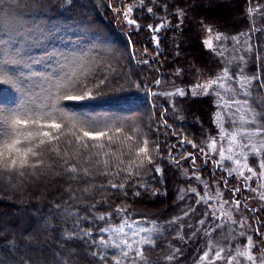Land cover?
I'll return each instance as SVG.
<instances>
[{
	"label": "trees",
	"instance_id": "trees-1",
	"mask_svg": "<svg viewBox=\"0 0 264 264\" xmlns=\"http://www.w3.org/2000/svg\"><path fill=\"white\" fill-rule=\"evenodd\" d=\"M234 1L239 5V12L228 15V19L236 18L234 22L232 19L226 22L222 20L225 11L219 6L213 5V13L194 7L193 17L192 11H187L180 0H144L142 5L140 0H72L71 4L66 0H41L45 5L43 9L33 7L31 0H0L2 6L11 5L13 16L23 24L22 29L12 33V40L0 59V67L18 78L20 90L1 85L0 99L12 102L14 93L20 98L26 91L39 101L51 82L72 74L82 79V74L86 73L96 82L106 78L105 94L80 102L71 110L80 115L113 117L124 129L122 133H115L111 142L106 137L89 141L92 146L86 150L71 137L67 138L71 143L62 138L58 154L46 153L44 164L34 172L29 169L24 177H0V198L15 197L16 201H26L31 206L37 196L43 194L46 201L39 207L40 211L36 207L23 216L26 223L29 222L27 230L13 227L14 224L0 215V232L1 227L8 229L7 234L0 235V261L21 264V260L27 258L29 264H54V256L71 250L74 264H116L117 258L121 264H133V261L135 264H164V251L172 244L182 250L177 256L181 264H197L205 248L195 232L190 236L182 232L179 222L202 218L189 214L177 221L174 219L190 213L192 198L198 200L195 187L187 186L185 178L195 181V174L200 171L206 176L209 174L214 183L215 180L207 165L193 164L188 155L194 150L191 142L202 137L199 127L193 126V117L200 122V116L197 113L190 116V111L195 109L189 101L184 106V114L179 112L174 99L172 105L168 104L155 91L159 90L156 81L170 83L173 87L170 92L174 94L181 92L177 87L184 88L188 98L185 83L174 76L173 69L177 63L184 64L188 59L191 67L186 68L191 76L192 70H200L203 64L210 63L203 58L218 63L205 46L206 35L218 32L248 38V47L255 54L253 65L260 76L259 89L264 95V14L262 9L249 14L250 8L262 6L264 0ZM109 3L117 7L123 4L125 11L132 6L129 17L135 19L136 24L129 25L123 13L115 12L108 7ZM149 8L153 9L151 13ZM77 11L85 15L77 18ZM87 11H91L90 14ZM79 34L81 40L72 42V37ZM247 52L251 56L248 48ZM13 58L18 59L20 65L4 63ZM138 83L146 85L154 95L144 88L138 90ZM121 85L125 91L111 92ZM7 89H12L13 93ZM201 104L207 109L208 103L201 101ZM209 109L204 112L206 129L212 128ZM145 138L149 142L151 164L142 154H136V149L144 146ZM157 144L159 149L155 147ZM65 159L78 169L87 168V174L82 170L68 173L67 165L63 164ZM178 169L182 177L177 174ZM112 183L124 187L112 188ZM218 183L229 193L230 201L235 203L238 199L241 207L247 205L254 242L264 239V206L252 207L245 203V192L242 198L237 192L234 194L235 186H225L223 177ZM175 184L179 192L174 200ZM146 198L160 207L142 203ZM172 206L185 208L165 218L163 209ZM121 209L126 210V214L118 211ZM102 215L104 220L99 219ZM146 220L151 224L144 227ZM40 226L44 228L39 232ZM133 227L147 231L140 234L132 231ZM125 240L131 244V249H125L127 257L121 255L124 248L121 242ZM9 241H15L17 247L10 248ZM116 244L121 248L115 247ZM260 245L264 250V241ZM137 249H143L142 257L136 255ZM261 251L256 244L251 248L252 255L260 252L261 256Z\"/></svg>",
	"mask_w": 264,
	"mask_h": 264
},
{
	"label": "rangeland",
	"instance_id": "rangeland-1",
	"mask_svg": "<svg viewBox=\"0 0 264 264\" xmlns=\"http://www.w3.org/2000/svg\"><path fill=\"white\" fill-rule=\"evenodd\" d=\"M180 1V4L187 11H192L193 17L194 7L195 9L201 8V10L212 12L215 10L214 6H219V8L225 11L222 20L226 22L232 19V17L228 19V15L231 16V14L233 15L239 12V5L234 0ZM250 9L253 10L251 12L249 10L250 15H253L259 9H262L264 14V4L260 7ZM90 12L87 11V14H90ZM77 13V18L84 14L80 11H77ZM203 14L205 13L203 12ZM203 14L198 15L201 17ZM235 19L233 18L232 22ZM237 28L238 26L235 25V29ZM81 37L82 35L80 34L72 37V42L80 41ZM205 41L211 42V48L206 46V44L205 46L217 58L218 63L212 62L211 58H203V61L206 63L210 62L211 64H200L202 65L200 70H192L191 76H188L186 68L191 65L188 59L185 60L184 64H181V62L177 63L178 66L173 69L174 76L185 83L183 87H187L188 98H186L184 88L177 87L183 92V95H181V92L177 94L172 93L173 87L170 83L168 85L161 83L158 86L159 90H155L170 105H172L174 99L179 112L182 114L186 113L184 106L188 104V101L192 104L191 106L195 111H190V116L195 113L200 116V122H198L196 117H193V120H195L193 126L199 127L202 137L197 142H191L192 147L193 144L196 145L195 148L193 147L194 150L191 154L196 157V165H202V167L207 165L206 167L211 170L212 175L214 173L213 178L215 183L211 181L212 179L207 174V171V176L200 171L196 172L195 181L192 178H185L187 186L193 185L195 187V194L198 200L192 198L193 203L190 213H187V215L185 213L181 214L174 220L177 221L178 219L185 218L189 214H194L196 218L205 220L204 224L199 223L200 220L192 221L190 219H183L179 222V224L181 223L182 232L188 236L195 232V236L202 241L201 246H204L205 251L209 252L208 259L204 260L202 264H230V262L231 264H252L245 256H241L238 253L250 251L251 254V249L249 250L248 248L249 237L252 238L253 245L256 244L261 251L262 247L260 244L264 239L261 238L259 242H254L253 232L249 229L251 212L245 206H239L237 209L235 203L230 201L229 193L220 186L218 181L223 177L224 181H227V185L229 184L230 186L239 188L240 191L237 194L241 198L243 192H245L243 200L250 206H264V199H262L264 197V169L259 167L261 159H264V135H255L253 133L256 127H264V120L261 119L264 116V95L259 89L260 76L257 74L253 65L255 59L253 49L251 50V56L248 55V38L246 36L242 38L236 35L227 36L226 34L215 32L207 34ZM4 49H0V59L4 55ZM146 55L149 54L146 53ZM7 91L13 93L12 89H7ZM169 93L171 95H168ZM12 97V102H7L8 104H14L19 100L16 93ZM201 101L208 103L207 109L206 107L203 108L202 104L200 105ZM0 102L3 101L0 99ZM208 109L210 111L209 122L212 127L211 129H206V125L204 124V112L208 111ZM197 115L195 114V116ZM253 116H256V123L252 122ZM201 148L204 149L203 152L200 151ZM205 153L208 154L207 160ZM237 160H239V164L236 163ZM248 167L253 168L255 174L249 172ZM233 169L234 171L230 175L229 171ZM177 171V174L182 177L180 169ZM172 173L174 174L173 179L175 180L176 172L173 171ZM248 177H251V179H246ZM167 181L168 179L165 180L166 184L168 183ZM205 184L208 185L207 188H205ZM168 185L166 187L169 193L170 188ZM175 186L177 185L175 184ZM175 191L174 200L177 199V193L179 192L178 186ZM197 201L200 202L197 203ZM35 202L34 205L30 206L29 202H18L15 197L3 196L0 198V215L11 225L14 224L13 227L20 230H27L29 222L26 223L23 216L28 211L35 210L36 207L40 211V208L46 202L43 194L39 197L37 196ZM145 202H148L150 206L160 207L157 202H150L147 198L142 201V203ZM184 208V206H179L174 209L172 206L169 209L164 208L162 213L167 218L169 215L178 214ZM206 212L210 213L207 217L204 215ZM246 212L248 213L246 214ZM211 214H214V216ZM150 224L151 222L146 220L144 227ZM43 228V226H40L38 231L40 232ZM133 228L132 231L140 234L147 231L145 228H143V231L138 227ZM7 233L8 229L5 228L3 230L1 227L0 235ZM197 242L200 241L197 240ZM176 249L178 247L172 244L166 246L162 260L164 264H181L180 257H177L178 252ZM221 249H223L221 252L222 258L216 259L215 252ZM171 256H175L176 259H169ZM253 256L256 258L257 264H259L261 258L260 252L253 254ZM201 257L198 262L201 261Z\"/></svg>",
	"mask_w": 264,
	"mask_h": 264
},
{
	"label": "snow or ice",
	"instance_id": "snow-or-ice-1",
	"mask_svg": "<svg viewBox=\"0 0 264 264\" xmlns=\"http://www.w3.org/2000/svg\"><path fill=\"white\" fill-rule=\"evenodd\" d=\"M66 3L71 4L72 0H66ZM140 3L142 5L144 0H140ZM31 4L37 9H43L45 7V5L41 3V0H31ZM108 7L113 8L117 13H123L129 25L136 24V20L129 17V14L133 11L132 6H129L126 11L124 10L123 4L117 7L109 3ZM152 11V8L148 9V12L151 13ZM251 11L253 10L250 9V12ZM182 14L181 10V15ZM149 27L151 28L152 25H149ZM22 28L23 24L20 22L19 18L13 16L11 5L7 7L0 5V49L6 48L12 40V33L18 32ZM156 30L158 31L159 29L157 28ZM205 44L210 48L212 47L210 41H205ZM248 51H251L250 46L248 47ZM16 55L19 56V53H16ZM4 63L13 66L20 65V61L15 58L4 61ZM82 75V79L72 74L51 82L49 87L43 90L44 95L39 101L33 94L25 91L20 94V98L15 104L9 105L0 102V177H5L7 179H10L13 175L24 177L29 169L34 172L35 169L44 164L43 158L46 153L58 154V145L62 138L71 143L72 141L67 140L68 137H71L77 145L82 146V148L86 150L92 146L88 143L89 141L106 137L107 140L111 142L114 139L115 133H122L124 131L121 122L113 117H95L89 116L86 113L80 115L71 110L80 102L96 99L98 96L104 95L105 89L107 88L106 78L99 79V82H96L95 78L90 79L86 73ZM159 83L160 81L157 80L156 84L159 85ZM0 85H9L18 92L20 90L18 78H14L2 67H0ZM136 88L138 90L144 88L149 94L154 95L146 85L138 83ZM123 91H125V88L122 85L118 88L111 89L113 93H120ZM168 95L171 94L169 93ZM181 95H183L182 91ZM65 101L68 103L65 104ZM245 103H247V101H245ZM261 119L264 120V116H262ZM252 122L256 123V116H253ZM253 133L255 135H264V127H256ZM148 143L147 138H145L143 142L144 146L138 147L136 149V154L137 156L142 154L144 160L151 164L152 157L149 154ZM99 147L103 148L104 146L100 145ZM155 147L159 149L160 145L157 144ZM193 147L195 148L196 145L193 144ZM200 151L203 152L204 149L201 148ZM188 155L192 158L193 164H195L196 157L191 153ZM221 155H223V153H221ZM205 157L207 160V153H205ZM122 162L123 161H121V163ZM236 163L239 164V160H237ZM63 164L67 165L66 171L70 174H75L80 170L84 171L85 174L88 172L87 168L78 169L76 165L70 164L67 159L63 160ZM245 167H247V165H245ZM259 167L264 169V159H261ZM119 171H123V169H119ZM156 171L159 172L160 169L157 168ZM232 171H234V169L229 171L230 175ZM248 171L255 174L251 167H248ZM129 175H131V173H129ZM197 179H199V177H197ZM246 179H251V177ZM224 183L225 186H227L226 180ZM111 187L122 188L124 185L112 183ZM207 187L208 185L205 184V188ZM239 191V188H235L234 194ZM262 199H264V197H262ZM199 202L200 201H197V203ZM225 203H227V201H225ZM240 203V200H235L237 209ZM94 207L95 205H93V208ZM245 207H247V205H245ZM118 211H125L126 214V210L124 209ZM185 215H187V213H185ZM204 215L207 217L210 213L206 212ZM211 215L214 216V214ZM99 219L104 220V216H100ZM199 223L204 224L205 220H200ZM141 230L143 231V229ZM102 231H107V229H102ZM133 234L135 235L136 233ZM241 235H243V233H241ZM29 239H31V237H29ZM147 239L151 240V237ZM248 240V248L250 250L254 245L251 237H249ZM121 243L124 245V248H121L120 244L114 246L121 248V255L127 257L128 251L125 249H131V244L126 240ZM9 245L10 248L17 247L15 241H9ZM176 251L182 253L181 249H176ZM222 251L223 249L215 252L216 259L222 258ZM238 254L245 256L252 264H257L256 258L250 254V251H244ZM136 255L142 257L143 249H137ZM208 257L209 252L205 251L201 257V261L197 262V264H202ZM103 258L104 257L101 256V259ZM74 259V254L71 250L53 257L54 264H74ZM169 259H176V257L171 256ZM0 264H4V261H0ZM21 264H29L27 258L22 259ZM116 264H121L119 258L116 259ZM133 264H135V261H133ZM259 264H264V250L261 251Z\"/></svg>",
	"mask_w": 264,
	"mask_h": 264
}]
</instances>
